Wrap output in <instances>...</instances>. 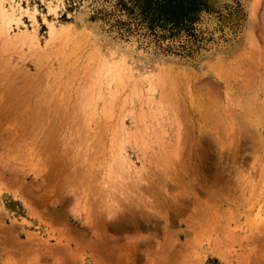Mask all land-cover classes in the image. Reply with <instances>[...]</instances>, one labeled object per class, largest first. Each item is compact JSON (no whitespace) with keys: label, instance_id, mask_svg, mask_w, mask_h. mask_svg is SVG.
Here are the masks:
<instances>
[{"label":"rangeland","instance_id":"1","mask_svg":"<svg viewBox=\"0 0 264 264\" xmlns=\"http://www.w3.org/2000/svg\"><path fill=\"white\" fill-rule=\"evenodd\" d=\"M0 264H264V0H0Z\"/></svg>","mask_w":264,"mask_h":264},{"label":"bare ground","instance_id":"2","mask_svg":"<svg viewBox=\"0 0 264 264\" xmlns=\"http://www.w3.org/2000/svg\"><path fill=\"white\" fill-rule=\"evenodd\" d=\"M50 31H52V29H50ZM108 58H109V57H108ZM126 58H127V57H126ZM111 62H112V61H111ZM111 62H110V64H111ZM107 64H108V63H107ZM112 66H113V64H112ZM115 66H116V65H115ZM120 67H121V66H120ZM112 68H113V67H112ZM107 71H108V70H107ZM110 71H111V70H110ZM110 71H109L108 73H111ZM112 71L114 72V69H112ZM116 71H117V69H116ZM123 71H125V70L123 69ZM131 72H132V71H131ZM137 72H138V71H137ZM114 73H115V72H114ZM128 73H129V72H128ZM128 73H127V74H128ZM117 74H124V73H122L121 71H120V72L118 71ZM127 74H126V76H127ZM111 75H112V74H111ZM131 75H132V74H131ZM146 75H147V74H146ZM114 76H115V74H114ZM114 76H112V77L114 78ZM117 76H118V75H117ZM121 76H122V75H121ZM122 77H123V76H122ZM131 77H133V76H131ZM138 77H139V76H138ZM124 78H125V77H124ZM124 78H123V79H124ZM135 78H136V77H135ZM135 78H134V79H135ZM140 78H142V77H139V79H140ZM123 79H122V80H123ZM130 79H131V78H130ZM128 80H129V78H128ZM124 81H125V79H124Z\"/></svg>","mask_w":264,"mask_h":264},{"label":"trees","instance_id":"3","mask_svg":"<svg viewBox=\"0 0 264 264\" xmlns=\"http://www.w3.org/2000/svg\"><path fill=\"white\" fill-rule=\"evenodd\" d=\"M196 7H198L199 8V6H198V4H197V6ZM174 23L173 24H177V21H180V22H190L191 21V19H189V18H187V19H182V20H179V19H173L172 20Z\"/></svg>","mask_w":264,"mask_h":264}]
</instances>
